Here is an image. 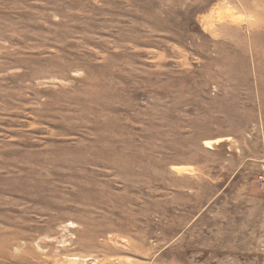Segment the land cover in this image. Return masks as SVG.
<instances>
[{
	"label": "rangeland",
	"instance_id": "obj_1",
	"mask_svg": "<svg viewBox=\"0 0 264 264\" xmlns=\"http://www.w3.org/2000/svg\"><path fill=\"white\" fill-rule=\"evenodd\" d=\"M264 264V0H0V264Z\"/></svg>",
	"mask_w": 264,
	"mask_h": 264
},
{
	"label": "bare ground",
	"instance_id": "obj_2",
	"mask_svg": "<svg viewBox=\"0 0 264 264\" xmlns=\"http://www.w3.org/2000/svg\"><path fill=\"white\" fill-rule=\"evenodd\" d=\"M95 264H101L99 260H96V263Z\"/></svg>",
	"mask_w": 264,
	"mask_h": 264
}]
</instances>
